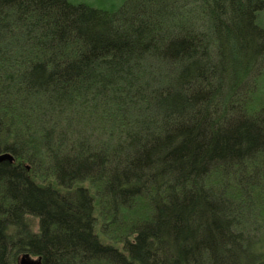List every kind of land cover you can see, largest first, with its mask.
<instances>
[{"label": "trees", "instance_id": "obj_1", "mask_svg": "<svg viewBox=\"0 0 264 264\" xmlns=\"http://www.w3.org/2000/svg\"><path fill=\"white\" fill-rule=\"evenodd\" d=\"M263 84L264 0H0V264H264Z\"/></svg>", "mask_w": 264, "mask_h": 264}, {"label": "water", "instance_id": "obj_2", "mask_svg": "<svg viewBox=\"0 0 264 264\" xmlns=\"http://www.w3.org/2000/svg\"><path fill=\"white\" fill-rule=\"evenodd\" d=\"M4 160L13 161L14 157L8 152L0 153V161ZM18 264H42V262L40 258H32L30 253L24 252L18 256Z\"/></svg>", "mask_w": 264, "mask_h": 264}, {"label": "rangeland", "instance_id": "obj_3", "mask_svg": "<svg viewBox=\"0 0 264 264\" xmlns=\"http://www.w3.org/2000/svg\"><path fill=\"white\" fill-rule=\"evenodd\" d=\"M254 102H255L254 103L255 106H258V105L264 103V84L262 85L261 92L258 94V96L256 97ZM30 223L32 224L34 229H37L38 220L36 218H34V217L30 218ZM32 258H36V257L32 256Z\"/></svg>", "mask_w": 264, "mask_h": 264}]
</instances>
